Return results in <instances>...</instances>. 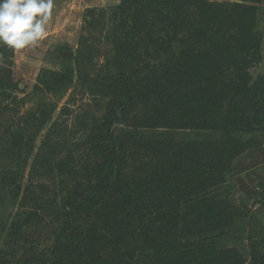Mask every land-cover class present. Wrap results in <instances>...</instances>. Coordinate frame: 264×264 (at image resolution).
Returning a JSON list of instances; mask_svg holds the SVG:
<instances>
[{
    "label": "trees",
    "instance_id": "trees-1",
    "mask_svg": "<svg viewBox=\"0 0 264 264\" xmlns=\"http://www.w3.org/2000/svg\"><path fill=\"white\" fill-rule=\"evenodd\" d=\"M187 2L121 0L111 8L105 44L114 56L89 80L110 104L95 122L80 121L94 137L88 151L94 162L88 180L84 178L88 182L81 191L70 186L61 211L51 216L58 224L52 222L47 236L34 233L23 239L27 226L35 220L45 223L46 215L34 211L14 220L11 249L0 254V264H264V241L253 242L247 258L220 246L223 227L234 213L213 193L233 159L250 147V141L235 134L264 131V76L253 78L249 72L262 60L264 0L205 3L194 19L187 15ZM102 13L87 10L90 27L104 18ZM161 24L171 27L165 32L171 40L159 35ZM174 38L180 48L173 47ZM93 39L82 37L74 53L61 47L71 65L49 77L43 72L46 78L40 83L63 94L74 72L87 81L97 56ZM145 72L146 83L141 79ZM139 105L147 112L176 115L157 125L219 130L221 138L181 143L130 131L124 135L130 142L125 148L113 129L129 124ZM48 205L49 200L41 205L42 213L50 211ZM188 231L200 238L180 241Z\"/></svg>",
    "mask_w": 264,
    "mask_h": 264
},
{
    "label": "rangeland",
    "instance_id": "rangeland-1",
    "mask_svg": "<svg viewBox=\"0 0 264 264\" xmlns=\"http://www.w3.org/2000/svg\"><path fill=\"white\" fill-rule=\"evenodd\" d=\"M53 2L52 19L46 28L48 37L39 47L19 53L7 48L5 51L0 49V56L3 57L0 61V254L11 249L12 222L24 220L28 212L37 211L46 215V221L38 224L35 220L27 226V235L23 238L25 240L32 238L34 233L45 237L52 222L58 224L57 218L51 216L61 211L70 186L81 191L84 183L88 182L87 169L94 162L88 155L94 137L88 134L90 131L86 130L87 127L80 125V121L84 120V124L89 119L95 122L103 116L110 104L107 97L93 90L89 80L100 73L107 58L114 56L112 48L110 51L105 44L109 30L106 21L111 8L121 0ZM205 3L243 2L188 0L184 5L188 17L196 18L197 10ZM91 9H95L96 13L104 11L101 14L104 18L99 16L92 27L86 18L87 10ZM260 11L262 60L249 69L253 78L264 76V3ZM161 27L164 30L159 35L165 41L171 40V36L165 35L166 31H172L171 27L167 24H161ZM89 36L95 37L92 41L96 42L97 56L87 70V81L79 80L74 72V79L63 94L48 91L40 83V79L46 78L45 73L49 77L50 72H63L72 63L63 55L69 54L68 51L63 50L62 54L60 48L68 46L74 53L79 50L82 37ZM176 38L181 40L179 35ZM178 39L171 41L173 47L180 48L181 42ZM203 69L210 76V70ZM141 79L146 83L150 79L148 73L142 75ZM173 118L176 115L171 112H147L143 105H139L129 117V124L115 125L113 130L125 148H128L130 142L125 140L124 135L130 131L140 136L165 135L169 140L181 143L191 140L219 141L221 138L219 130L157 125ZM174 123V120L171 121V124ZM235 136L250 141V147L233 159L230 172L225 174L224 180L213 189V193L222 200L226 209L230 206L234 213V218L223 227V236L218 239L220 246L235 248L247 258L252 243L261 244L264 241V195H259L261 191L264 193V131L236 133ZM174 164H166V168ZM84 178L87 180L84 181ZM47 200L51 205H48L50 211L45 214L40 207ZM179 213H185V210L180 208ZM198 238V233L188 231L180 241L189 242Z\"/></svg>",
    "mask_w": 264,
    "mask_h": 264
},
{
    "label": "clouds",
    "instance_id": "clouds-1",
    "mask_svg": "<svg viewBox=\"0 0 264 264\" xmlns=\"http://www.w3.org/2000/svg\"><path fill=\"white\" fill-rule=\"evenodd\" d=\"M53 8V0H2L0 45L15 53L39 47L48 37Z\"/></svg>",
    "mask_w": 264,
    "mask_h": 264
}]
</instances>
